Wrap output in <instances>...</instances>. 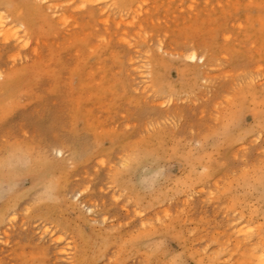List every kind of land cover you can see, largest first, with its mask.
Instances as JSON below:
<instances>
[{"label":"rangeland","instance_id":"rangeland-1","mask_svg":"<svg viewBox=\"0 0 264 264\" xmlns=\"http://www.w3.org/2000/svg\"><path fill=\"white\" fill-rule=\"evenodd\" d=\"M116 1L0 0V264H264V0Z\"/></svg>","mask_w":264,"mask_h":264},{"label":"bare ground","instance_id":"bare-ground-1","mask_svg":"<svg viewBox=\"0 0 264 264\" xmlns=\"http://www.w3.org/2000/svg\"><path fill=\"white\" fill-rule=\"evenodd\" d=\"M62 1H64V0H61V2H62ZM79 1H80V0H79ZM81 1H82V0H81ZM85 1H87V3H88V2H93V3H95L94 1H98V0H85ZM100 1H102V0H100ZM104 1H105V0H104ZM115 1H116V0H115ZM56 2H57V1H56ZM61 2H60V3H61ZM83 2H84V0H83ZM110 2H111V1H110ZM133 2H134V1H133ZM256 2H257V1H256ZM51 3H52V2H51ZM60 3H58V5H59ZM78 3H79V2H78ZM97 3H98V2H97ZM115 3H117V1H116ZM46 4L49 5L50 3L48 4V3L46 2ZM80 4H81V3H79L78 5H80ZM91 4H92V3H91ZM123 4H124V3H123ZM254 4H256V3H254ZM52 5H53V7H56V6H55V2H54V4H52ZM102 5H103V4H102ZM102 5H101V6H102ZM116 5H117V4H116ZM259 5L262 6L261 4H259ZM259 5H258V6H259ZM45 6H46V5H45ZM59 6H60V5H59ZM73 6H75V5H73ZM73 6L71 7L72 10L74 9ZM76 6H77V5H76ZM76 6H75V8L78 7V6H77V7H76ZM81 6H82V4H81ZM97 6H98V5H97ZM101 6H99V8H100ZM50 7H51V6H50ZM82 7H83V6H82ZM104 7H105V5H104ZM244 7H245V6H244ZM262 7H263V6H262ZM63 8H64V7H63ZM111 8H112V7H111ZM236 8H237V7H236ZM78 9H79V7H78ZM80 9H81V8H80ZM83 9H84V8H83ZM105 9H106V8H105ZM107 9H108V8H107ZM118 9H119V8H118ZM93 10H95V9L93 8ZM96 10H97V9H96ZM101 10H103V7L101 8ZM99 11H100V10H99ZM104 11H105V10H104ZM6 12H7V11H6ZM120 12H121V11H120ZM96 13H98V12L96 11ZM112 13H113V10H112ZM116 13H117V12H116ZM4 15H5V14L0 15V33L3 34L4 36H5V35L8 36L7 38L10 39V37L13 38V35H14L15 33L17 34V33H19V32H22L23 34H22V35H19L20 37H18V38H23L24 40H26V44H29V39H27L26 25H24V23H21V24L19 23V24H17V25H16L17 28H16V30H15V32H14V31H12L13 29H15V26H14V24H13L14 21L11 20L10 22H7L6 19H8V17H5ZM98 15H99V14H98ZM105 15H106V14H105ZM120 15H122V14H120ZM125 15H126V13H124L123 16H125ZM55 16H56V15H55ZM90 16H91V15H90ZM107 17L109 18L108 15H107ZM113 17H114V16H113ZM131 17H132V16H131ZM131 17H130V18H131ZM102 18H104V17H102ZM122 18H123V17H122ZM72 19H73V18H72ZM99 19H100V18H99ZM99 19H98V22L100 23ZM105 19H106V18H105ZM105 19H104V20H105ZM102 20H103V19H102ZM102 20H101V21H102ZM119 20H121V23H122V19H119ZM119 20H118V21H119ZM123 20H124V18H123ZM102 22H104V21H102ZM123 22H124V21H123ZM133 22H134V20H133ZM77 23H78V22H77ZM115 23H116V22H115ZM124 23H125V22H124ZM126 23H127V22H126ZM126 23H125V24H126ZM64 24H65V23H64ZM71 24H75V21H73V23H71ZM101 24H102V23H101ZM106 24H107V23H106ZM135 24H136V23H135ZM251 24H252V23H251ZM127 25H128V24H127ZM136 25H137V24H136ZM252 25H253V24H252ZM238 26H239V25H238ZM21 28L23 29V31L20 30ZM116 28H117V27H116ZM118 28H119V27H118ZM84 32H85V31H84ZM121 33H122V32H121ZM123 33H125V32H123ZM100 35H101V34H100ZM40 38H41V37H40ZM101 38H103V37H101ZM101 38H100V39H101ZM2 39H3V38H2ZM15 39H17V37H16ZM159 39H160V38H159ZM159 39H158V42H160ZM3 40H4V39H3ZM17 40H19V39H17ZM143 40H144V38H143ZM22 41H23V40H22ZM100 41H101V40H100ZM104 41H105V40H104ZM107 41H108V40H107ZM145 41H146V39H145ZM151 41H152V40H151ZM18 42H19V41H18ZM36 42H37V41H36ZM105 42H106V41H105ZM16 43H17V42H16ZM23 43H24V41H23ZM14 44H15V43H14ZM17 44H18V43H17ZM24 44H25V43H24ZM157 44H158V43H157ZM19 45H20V44H19ZM23 46H24V45H23ZM25 46H26V45H25ZM25 46H24V47H25ZM128 46H129V45H128ZM159 46H161V44H160ZM159 46H156V49H157ZM20 47H22V42H21ZM90 47H91V46H90ZM96 48H97V47H96ZM20 49H21V48H20ZM20 49H19V50H20ZM163 49H164V48H163ZM163 49H162V50H163ZM147 50H148V49H147ZM147 50H146V52H147ZM158 50H159V49H158ZM33 51H34V50H33ZM35 51H36V50H35ZM136 51H137V50H136ZM165 51H166V50H165ZM165 51H164V53H165ZM168 51H169V50H168ZM144 52H145V51H144ZM148 52H149V50H148ZM166 52H167V51H166ZM170 52H171V51H169V53H170ZM36 53H37V52H36ZM93 53H94V52H93ZM179 53H180V52H179ZM14 54H15V53H14ZM14 54H13V55H14ZM16 54H17V53H16ZM38 54H39V53H37V55H38ZM189 54H190V53H189ZM39 55H40V54H39ZM170 55H171V54H170ZM177 55H178V54H177ZM16 56H17V55H16ZM171 56H172V55H171ZM17 57H18V56H17ZM189 57H190L191 59H193V60H198V61L201 60V61L203 62V64L206 63V57H205V55H199L196 51H193V52L189 55ZM18 58H19V57H18ZM142 58L145 59L146 57H145V56H142ZM147 58H148V57H147ZM131 59H132V58H131ZM131 59H130V60H131ZM140 59H141V58H140ZM149 59H150V58H149ZM130 60H129V61H130ZM135 61H136V60H135ZM131 62H133V61L131 60ZM192 62H193V61H192ZM133 63H134V62H133ZM140 63H142V62H140ZM145 63H146V62H145ZM146 64L148 65V64H150V63H146ZM137 65H138V64H137ZM206 68H208V67H206ZM186 74H187V73H186ZM254 75H255V74H254ZM0 76H1V77L3 76V74H2L1 72H0ZM251 78H252V77H251ZM257 78H258V77H257ZM143 80H144V79H143ZM254 81H255V80H254ZM251 82H252V81H251ZM257 82H258V81H257ZM166 87H167V86H166ZM243 88H244V87H243ZM243 88H242V89H243ZM172 89H173V88H172ZM242 89H241V90H242ZM244 89H245V88H244ZM244 89H243V90H244ZM254 89H255V88H254ZM144 90H145V89H144ZM242 94H243V93H242ZM239 95H240V93H239ZM242 96H243V95H242ZM242 96H241V97H242ZM241 97H240V98H241ZM243 97H244V96H243ZM243 97H242V98H243ZM257 97H258V96H257ZM257 97H256V98H257ZM170 99H171V98H170ZM243 99L246 100V98H243ZM164 101H165V100H164ZM240 101H241V100H240ZM237 104H239V103H237ZM239 106H240V105H239ZM252 107H253V106H252ZM250 108H251V107H250ZM239 109H240V108H239ZM219 110H220V109H219ZM241 111H242V109H241ZM252 113H253V112H252ZM215 116H216V115H215ZM156 135H157V134H156ZM258 137H259V136H258ZM153 140H154V139H153ZM146 144H148V143H146ZM144 148H146V147H144ZM152 148H153V147H152ZM138 149H140V148H138ZM142 149H143V148H142ZM146 151H147V150H146ZM146 151H145V152H146ZM58 152L60 153L61 156H63V154H65L64 148H63V149H62V148L58 149ZM140 152H141V150H140ZM142 155H143V154H142ZM146 155H147V154H146ZM146 155H145V156H146ZM140 156H141V155H140ZM140 156H138V157H140ZM148 156H149V155H148ZM126 157H127V156H126ZM133 158H134V157H133ZM142 158H143V157H142ZM145 158H146V157H145ZM136 159H137V158H136ZM131 160H132V159H131ZM133 161H134V160H133ZM139 161H140V160H139ZM135 162H136V160H135ZM131 163H133V162H131ZM129 164H130V163H129ZM136 165H137V164H136ZM244 174H245V173H244ZM254 180H255V179H254ZM245 181H246V179H245ZM256 183H257V181H256ZM245 184H246V183H245ZM79 192H80V191H79ZM80 194H81V192H80ZM82 201H83V200H82ZM92 204H93V203H92ZM254 206H255V205H254ZM259 206H261V205H259ZM263 207H264V206H263ZM255 208H256V207H255ZM88 209H89L90 211H92V207L88 206ZM262 209H263V208H262ZM253 210H254V209H253ZM253 210H252V211H253ZM256 210H257V209H256ZM249 212H250V211H249ZM259 212H260V211H259ZM137 213H138V212H137ZM165 215H166V214H165ZM248 215H249V214H248ZM104 216H105V215H104ZM166 216H167V215H166ZM249 216H250V215H249ZM260 216H261V215H260ZM263 217H264V216H263ZM9 218H10V217H9ZM250 219H251V218H250ZM250 219H249V220H250ZM242 221H243V220H242ZM248 222H249V221H248ZM248 222H247V223H248ZM251 222H252V221H251ZM146 224H147V223H146ZM148 225H149V224H148ZM236 227H238V226H236ZM142 228H143V227H142ZM226 228H227V227H226ZM239 228L241 229V227H239ZM52 229H53V228H52ZM54 229H56V228H54ZM253 229H255V228H253ZM236 230H237V229H236ZM236 230H235V231H236ZM252 231H253V230H252ZM46 232H47V230H46ZM46 232L44 231L45 234H46ZM239 232H240V231H239ZM257 232H258V231H257ZM243 233H244V230H243ZM247 233H248V230H247L246 234H247ZM254 233H255V232H254ZM261 233H262V232H261ZM263 233H264V232H263ZM62 235H63V233H62ZM238 235H239V234H238ZM241 235H242V234H241ZM241 235H240V238H241ZM249 235H251V234H249ZM259 235H260V234H259ZM242 236H243V235H242ZM252 236H253V235H252ZM254 236H255V235H254ZM245 237H247V236H245ZM247 238H248V237H247ZM261 238H262V237H261ZM242 239H243V238H242ZM250 239H251V238H250ZM62 240H63V237H62V236H59V237L53 239V242H54V243H59V242H61ZM237 240H239V239H237ZM243 240H245V238H244ZM259 240H260V239H259ZM256 241H257V238H256ZM239 242H240V241H239ZM246 242H247V241H245V243H246ZM258 242H259V241H258ZM236 243H238V242H236ZM240 243H242V242H240ZM243 243H244V242H243ZM243 243H242V244H243ZM250 243H252V242H250ZM261 243H262V242H261ZM261 243H260V244H261ZM71 244H72V243H71ZM246 244H248V242H247ZM238 245H239V243H238ZM238 245H235V246H238ZM242 246H243V245H242ZM261 246H262V245H261ZM64 247H65V246H64ZM72 247H73V246H72ZM259 247H260V246H259ZM259 247H258V248H259ZM61 248H63V247H61ZM237 248H239V247H237ZM240 248H241V247H240ZM240 248H239V249H240ZM246 248H247V247H246ZM218 249H219V248H218ZM248 249H249V247L247 248V251L250 252ZM250 249H251V247H250ZM252 249H253V248H252ZM255 249H256V248H255ZM255 249H253V250H255ZM261 249H262V248H261ZM253 250H252V251H253ZM70 251H71V250H70ZM234 251H235V250H234ZM263 251H264V250H263ZM59 252H60V249H59ZM66 252H67L66 249H61V253L64 254V253H66ZM215 252H216V251H215ZM253 252H254V251H253ZM257 252H258V251H257ZM217 253H218V252H217ZM217 253H216V254H217ZM235 253H236V252H235ZM246 253H247V252H246ZM216 254H214V255L216 256ZM226 254H227V253H226ZM248 254H249V253H248ZM250 254H251V252H250ZM263 254H264V253H263ZM214 255H211V259H210V260H213L212 258H213ZM217 255H218V254H217ZM231 255H232V254H231ZM259 255H260V254H259ZM260 256H261V258H264V257H262V255H260ZM209 257H210V256H209ZM209 257H208V258H209ZM248 257L251 258L249 255H248ZM257 257H259V256L256 255V259H257ZM214 258H215V257H214ZM239 258L241 259L242 256H241V257L239 256ZM217 259H218V258H217ZM217 259H216V260H217ZM227 259H228V258H227ZM237 259H238V258H237ZM244 259H245V258H244ZM216 260H213V261H216ZM220 260H222V259H220ZM229 260H230V259H229ZM233 260H234V259H233ZM241 260H243V259H241ZM241 260H240V261H241ZM247 260H248V258H247ZM252 260H253V258H252ZM254 260H255V259H254ZM222 261H223V260H222ZM249 261H250V260H249ZM72 262H73V261H72ZM211 262H212V261H211ZM216 262H217V261H216ZM233 262H234V261H233ZM241 262H242V261H241ZM69 263H70V262H69ZM235 263H236V262H235ZM237 263H238V262H237ZM254 263H255V261H254ZM263 263H264V262H263ZM206 264H207V263H206ZM212 264H213V263H212ZM239 264H241V263H239ZM259 264H262V263L259 262Z\"/></svg>","mask_w":264,"mask_h":264},{"label":"clouds","instance_id":"clouds-1","mask_svg":"<svg viewBox=\"0 0 264 264\" xmlns=\"http://www.w3.org/2000/svg\"><path fill=\"white\" fill-rule=\"evenodd\" d=\"M245 179H256V175H250V176H247V177H245Z\"/></svg>","mask_w":264,"mask_h":264}]
</instances>
